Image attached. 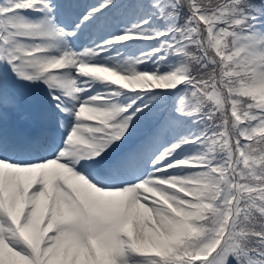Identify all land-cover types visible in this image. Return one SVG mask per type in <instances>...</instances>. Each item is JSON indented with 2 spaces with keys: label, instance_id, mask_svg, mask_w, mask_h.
Instances as JSON below:
<instances>
[{
  "label": "snow or ice",
  "instance_id": "6c2138e0",
  "mask_svg": "<svg viewBox=\"0 0 264 264\" xmlns=\"http://www.w3.org/2000/svg\"><path fill=\"white\" fill-rule=\"evenodd\" d=\"M0 264H264V0H0Z\"/></svg>",
  "mask_w": 264,
  "mask_h": 264
},
{
  "label": "rangeland",
  "instance_id": "374dc122",
  "mask_svg": "<svg viewBox=\"0 0 264 264\" xmlns=\"http://www.w3.org/2000/svg\"><path fill=\"white\" fill-rule=\"evenodd\" d=\"M83 2H84L85 4H92V3H97L98 0H83Z\"/></svg>",
  "mask_w": 264,
  "mask_h": 264
}]
</instances>
